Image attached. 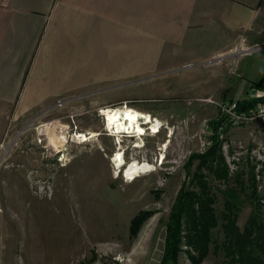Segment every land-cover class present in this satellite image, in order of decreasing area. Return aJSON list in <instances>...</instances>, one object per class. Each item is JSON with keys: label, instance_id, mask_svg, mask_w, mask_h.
I'll return each mask as SVG.
<instances>
[{"label": "rangeland", "instance_id": "rangeland-1", "mask_svg": "<svg viewBox=\"0 0 264 264\" xmlns=\"http://www.w3.org/2000/svg\"><path fill=\"white\" fill-rule=\"evenodd\" d=\"M131 40L99 38L98 84L23 116H14L10 106L2 110L0 264L158 263L169 213L187 172L196 168V160L188 161L208 147L209 123L221 118L218 105L229 101L224 74L239 80L243 72L233 75L239 52L210 59L199 46L184 45L191 39ZM125 105L162 125L156 135L148 130L140 138L141 148L134 147L138 138L110 137L104 125L105 112ZM80 133L92 137L81 142ZM221 141L230 174L252 171L256 193L264 197V124L228 127ZM119 147L127 163L144 161L154 171L124 179L123 168L116 172L111 162ZM209 182L219 213L226 185ZM250 210L243 198L240 228ZM143 212L150 215L131 239L130 223ZM185 249L176 264H192ZM201 264L224 263L210 254Z\"/></svg>", "mask_w": 264, "mask_h": 264}, {"label": "crops", "instance_id": "crops-1", "mask_svg": "<svg viewBox=\"0 0 264 264\" xmlns=\"http://www.w3.org/2000/svg\"><path fill=\"white\" fill-rule=\"evenodd\" d=\"M170 37L191 39L184 45L210 59L262 46L264 0H0V117L9 106L23 116L98 84L99 38ZM239 54L240 81L224 74L223 95L264 97V49Z\"/></svg>", "mask_w": 264, "mask_h": 264}, {"label": "trees", "instance_id": "trees-1", "mask_svg": "<svg viewBox=\"0 0 264 264\" xmlns=\"http://www.w3.org/2000/svg\"><path fill=\"white\" fill-rule=\"evenodd\" d=\"M263 100L262 97L238 100L237 104L242 110ZM209 124L208 147L190 157L189 165L193 160L197 161L195 171L187 172V183L180 189L164 226L163 249L158 264H176L183 248H186L185 254L192 264H201L210 254L221 255L224 264H264V197L256 193L252 171L230 174L218 134L222 120L216 119ZM209 178L226 185L225 200L219 213L215 209L216 197ZM242 197L251 210L240 228L238 213ZM149 215V212H143L132 219L129 226L131 239L136 237ZM219 235L221 239H217Z\"/></svg>", "mask_w": 264, "mask_h": 264}, {"label": "bare ground", "instance_id": "bare-ground-1", "mask_svg": "<svg viewBox=\"0 0 264 264\" xmlns=\"http://www.w3.org/2000/svg\"><path fill=\"white\" fill-rule=\"evenodd\" d=\"M103 120L106 129L111 130L113 133L112 135L122 134L121 138L125 137V135H128L129 137L138 138L139 141L135 142L134 144L135 148L142 147L140 138L146 133V130L143 127L144 124L149 125L147 129L149 130V133L153 135L159 133L162 126L160 122L153 120L150 115L144 114L128 106H125L122 109H110L109 111L105 112ZM141 120L144 122H142ZM42 126L44 128L47 127L46 125ZM47 130V138H49L50 130L48 127ZM76 137H78L81 142H87L89 138L92 137V135L90 134L88 136L87 134L80 133ZM111 162L116 172H120V168H123L122 175L124 179L129 182H133L136 178L140 177L141 174L151 173L152 171H154V167L144 161L138 162L136 160H132V162L127 163L124 159V153L121 151L120 147L118 151L114 154V157L111 159Z\"/></svg>", "mask_w": 264, "mask_h": 264}, {"label": "built area", "instance_id": "built-area-1", "mask_svg": "<svg viewBox=\"0 0 264 264\" xmlns=\"http://www.w3.org/2000/svg\"><path fill=\"white\" fill-rule=\"evenodd\" d=\"M258 49H264V45L253 47V48H246L242 50L240 47L238 52L239 53L249 52V51L258 50ZM255 98H261V97H255ZM237 101L238 100L221 102L218 105L221 111V120H222V125L218 129V134H219L220 139H222L223 137V134H224L223 131L228 127H239L241 125L248 124V123H254V122L264 124V102H258L252 108L241 110L238 108ZM208 133L210 134V130L208 131ZM112 134L113 133L111 132V130H109L108 135L110 137H114V136H111ZM116 144L118 146L120 142L118 141L116 142ZM123 152H125V150Z\"/></svg>", "mask_w": 264, "mask_h": 264}]
</instances>
